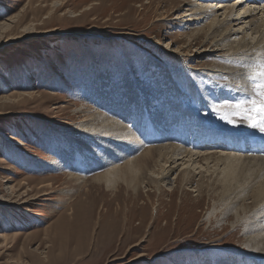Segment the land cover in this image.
Instances as JSON below:
<instances>
[{
  "label": "rangeland",
  "instance_id": "rangeland-1",
  "mask_svg": "<svg viewBox=\"0 0 264 264\" xmlns=\"http://www.w3.org/2000/svg\"><path fill=\"white\" fill-rule=\"evenodd\" d=\"M183 1L0 0V208L4 214L0 235H5L0 239V264H32L31 257L36 255L40 260L53 244L57 248L54 255L62 254L67 239H62L64 234L57 235L54 226L68 213L70 202H76L85 192L84 200L98 203L96 213L89 216V221L94 219L85 241L88 245L78 254L76 244L69 243L72 257L43 264H261L262 260L243 255L248 253L247 239L253 226L260 223L258 218L264 213V207L253 196L258 183L254 165L259 160L243 154L225 176V162L213 161L208 172H192L190 181L185 180L184 170L178 169L160 190L143 184L137 199L130 197L131 190L123 184L111 191L98 185L92 179L94 173L87 175L85 169H79L87 180L81 183L78 193L74 187L80 184L70 180L66 168L50 171L43 163L57 158L55 152L60 147L69 146L65 139L68 129L85 120L92 122L93 115L124 122L116 110L102 105L97 92L102 75L112 78L113 82L106 84L107 91L115 89L117 98L112 101L117 105L130 91L125 89V79L134 81L130 96H136L137 102L133 100L132 107H145L142 103L146 100L148 105L149 100V108L155 112L167 105L172 114L183 115L186 137L191 138L187 131H203L200 139L195 137V143L187 142L182 148L196 146L206 152L216 150L213 142L224 144V136H264V118L250 111L251 102L256 100L258 104L260 100L258 93L264 81L260 71L264 73V68L249 64L256 74L247 77L244 84L227 74L206 75L207 71L202 70L206 67L227 66L229 72L246 66H233L219 57L212 52L211 43L201 46L203 35L202 42L190 40L188 33L196 24L173 25L176 15L187 10L183 7L180 13L172 12L183 6ZM166 11L168 19L158 21ZM4 24L11 27L6 30L1 27ZM188 26L190 29H186ZM88 31L98 35H84ZM179 48L185 49L187 58L176 54ZM259 63L263 65L264 61ZM169 87L172 91L167 92ZM179 88L182 91L178 93ZM171 104L180 106L174 110ZM142 112L135 108L126 124L133 127L136 115H142L141 119L150 117L149 109ZM146 131L139 136L147 142ZM210 136L220 140L209 143ZM200 141L205 144L202 148L198 146ZM74 163L82 167L80 161ZM178 174L182 176L176 180ZM47 176L52 179L44 181ZM49 181L53 192L32 201L27 213L7 207L2 199L3 195L9 196L8 187L20 193L33 188L32 193H37ZM67 187L71 192L60 195L59 191ZM117 190H122L121 198L116 197ZM42 191L48 193L49 188ZM109 206L117 213L119 226L118 232L111 235L105 226L110 222L106 213ZM47 234L53 243L47 241Z\"/></svg>",
  "mask_w": 264,
  "mask_h": 264
},
{
  "label": "bare ground",
  "instance_id": "bare-ground-1",
  "mask_svg": "<svg viewBox=\"0 0 264 264\" xmlns=\"http://www.w3.org/2000/svg\"><path fill=\"white\" fill-rule=\"evenodd\" d=\"M232 1L198 0L199 3L197 4L196 2H193V0H184L182 7L178 6V8L175 7V10L170 11L180 13L183 7H185L187 10L176 15L177 17L173 19L176 22L173 25L178 26L179 24H181L189 25L191 27L196 24V27L188 33L190 40L199 42L201 36L203 35L204 43L202 45L200 44L201 46H205L208 43H211L210 48H212V52L218 53L219 57L223 58L230 64H233V66H241L242 64H245L246 66L238 71L232 70L229 72H227L225 69L227 68V66L225 68L206 67L202 69L207 71L206 75L215 77L219 75L221 77L222 75L225 76L227 74L234 77V79H237L239 81L242 80L241 82H243L244 84L247 77L249 78L250 76H252V74H256V72H254V69L251 70L250 65H257L261 66V68H264V64L261 65L259 63L264 61V56H260V54L264 52V4H262V1L260 0ZM149 3L150 2H147V4ZM86 10H91V7H86ZM166 14L167 11L165 14H161L158 18V21H166V19H168L166 17ZM189 26L186 29H190ZM1 27L7 30L11 26L4 24ZM248 31H251V33H248ZM84 35L96 36L98 34L95 32L89 33L88 31L84 32ZM121 35H117L115 37H119ZM128 35L132 36L131 33H128ZM179 49L180 51L176 52L179 57L188 56V53L185 51V49ZM183 59V61L186 62L185 58ZM194 70L199 71L201 69L194 68ZM261 70L263 71L264 69ZM259 71L257 70L258 74ZM260 73L263 72L260 71ZM125 81L124 84H126L127 86L125 87V89L129 88L130 91L128 92L127 90V92H125L126 100L124 99V101L121 102V105H117L115 101H112L116 97L115 89L107 91L108 85L106 84H110L111 82H113L111 77L106 78V76L103 77L102 75V79L99 82V89L97 90L99 97L102 100V105L107 107L108 110L111 107L116 110L117 115L123 118L124 122H121V119H112L107 115H93L92 122H90L89 120H85L77 125L74 129H68V135L65 134V139H67V143L69 144V146L66 148L60 147L59 151L55 152L57 158L54 157L51 160H43V163L50 168V171H64V169L66 168L69 173L67 176L70 178V180L78 181L77 184H80L74 187L78 193L82 188L81 183H84L87 180L85 176L89 172L94 173L92 179L98 185L103 184L107 190L111 191L116 190L117 186L123 184L127 186L126 188H129L131 190L130 197L132 199H137L140 197L139 189L141 186L143 187V184L145 187L154 185L155 188L160 190L162 183H165L167 178L178 169H181V172L182 170H184V176L185 178H187L185 180L190 181V174L192 172H195L198 175L203 172H208L210 169V163H212L213 161L217 163L225 162V167L222 170L224 176L231 169L234 163L241 161V157L243 155H240L238 153L235 154L236 152H224L221 149H208L205 152L197 149L196 147H194L195 150L188 147L182 148V144L176 143L174 141L179 137H184L186 134V130L184 128H186L187 125L183 115H176L175 112L172 114L171 111H168L170 109L169 106L167 107V105H162L160 110L152 112L149 108L151 107L149 106V104L151 105L152 101L150 102L149 100L148 105L146 100L142 103L145 107L138 105L132 107L135 105H133V100L137 102V99L136 96H130V93L132 94L133 92L130 86L135 82L133 81L132 83L130 80L126 79ZM235 82L237 83V81ZM235 85L236 84H234V86ZM158 86H161V84H158ZM166 91L170 92L172 90L169 87ZM179 91H182L181 88H179L177 92L179 93ZM128 98L130 99L127 100ZM180 99L184 100L183 98ZM94 100L96 101V99ZM164 103L166 104V102ZM172 105L173 104H171V106ZM178 106L180 105L177 104L175 106H172V108L176 110ZM135 108H141L143 112L146 111V109H149L150 117L148 116L147 118L144 117L145 119H141L140 117L142 115H136L132 123L133 127H129L125 121L133 114V112H135ZM34 118L39 117L34 116ZM169 128H172V131H169ZM147 129H149V131ZM146 130L149 132L146 138L152 139L156 142V144L162 142L158 140H163L164 142L157 146L145 147L146 140L143 137L142 138L145 141L141 139L139 135L143 136ZM172 132L173 134H171ZM202 134L203 131H196L195 133L191 134V138L188 139L187 142L191 143L194 140L193 138H199L202 136ZM261 137L264 138V136ZM165 138L167 139L165 140ZM171 138L174 140H172ZM231 138L235 137L233 136ZM236 138L241 139L245 137L238 136ZM209 143L211 142L209 141ZM238 144L243 145L246 150L249 147L248 142L242 139L238 141ZM198 146L201 147V144L198 143ZM103 148L107 149L104 153L99 151ZM248 157H252L249 159H252L254 161L259 160L257 164L254 165V174L256 176L255 182L258 183H256L257 187L253 196L256 203H260L262 204V207H264V157L249 155ZM77 158L81 159L79 160ZM122 160L123 162L117 165V163ZM75 161H80L82 167L78 166L79 163H74ZM79 169H85L86 174L80 173L81 171H79ZM103 169L106 170L103 171ZM236 169L240 170L238 166L236 167ZM180 175L178 174V177L175 179H179ZM50 177L51 176H47L43 180L47 181L52 179ZM69 183L70 182H68V184ZM182 183L184 182L182 181ZM25 184L26 182H24L22 185ZM69 187L59 191L61 193L60 195L69 194L71 192V188L69 189ZM44 188H49V192H43L42 190ZM7 189H10V191H8L9 198L7 197V194L2 196V199H4V201H6L7 203L6 206L12 209H19L20 211L27 213L29 212L28 208L34 203L32 201H36L42 195H46L48 197L50 196V194L53 192V190H51L53 189V183L49 181L46 184H42L39 187L40 191H38L37 193H32V191L34 192L35 190L33 188L23 193H20V190L13 187H8ZM199 189L201 190L202 188ZM121 191L122 190H117L116 197L121 198ZM86 193L87 192H85L82 198L78 199L76 202L73 203L74 200L70 202L72 204H70L71 206L68 213L63 214L54 226L57 235L59 233L64 234L65 236H63L62 239H67V243L62 246V254H60L59 256L54 255L57 251V248L53 244L50 252L45 253V256L40 258V260L36 255H34L33 258L31 257L32 264H43L48 260L49 262H55L56 260L63 259L64 261H66V258L73 256L72 254H70L69 243L76 244V252L78 254L82 253V251L86 248L88 243H85V241H87L88 239V231L91 228V221L94 219L91 218V221H89V216L92 217L96 213L98 208L96 207L98 203L96 205L93 200H91L90 203L84 200V196L86 195ZM88 196H90V194ZM147 197L150 196L147 195ZM98 202L100 201L98 200ZM112 209L113 208L109 206L108 211H106L107 215H109L110 222L106 223L105 226H107V233H110V235L118 232L119 230L118 223L115 220V216H117V213L112 212ZM54 210L55 208L53 209V211ZM261 214L262 216L258 218L260 223L253 226V230H251L250 232L251 235L247 239L248 253L245 252L243 253V255L253 256L254 259L262 260L261 264H264V213ZM3 215L4 214L2 212V209L0 208V219H3ZM10 229L13 230L14 228L10 227ZM4 236V234L0 235V239ZM47 241L53 243L50 239V235L48 234ZM238 252L241 251L238 250ZM250 262L251 264L254 263L252 261ZM250 262L248 261V264H250Z\"/></svg>",
  "mask_w": 264,
  "mask_h": 264
},
{
  "label": "snow or ice",
  "instance_id": "snow-or-ice-1",
  "mask_svg": "<svg viewBox=\"0 0 264 264\" xmlns=\"http://www.w3.org/2000/svg\"><path fill=\"white\" fill-rule=\"evenodd\" d=\"M264 75V73H262ZM260 100L257 104L256 100H253L251 103L253 104V108L250 111H254L258 116L264 118V81H261L260 91L258 93ZM261 131H264V128H261Z\"/></svg>",
  "mask_w": 264,
  "mask_h": 264
}]
</instances>
